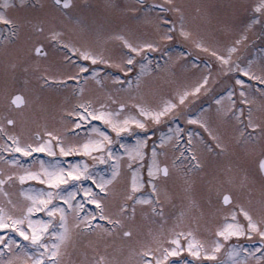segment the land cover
<instances>
[{
    "label": "snow or ice",
    "instance_id": "6c2138e0",
    "mask_svg": "<svg viewBox=\"0 0 264 264\" xmlns=\"http://www.w3.org/2000/svg\"><path fill=\"white\" fill-rule=\"evenodd\" d=\"M102 7L0 0V264H264V56L241 60L264 0L228 6L224 53L178 0ZM193 49L218 70L169 89Z\"/></svg>",
    "mask_w": 264,
    "mask_h": 264
},
{
    "label": "rangeland",
    "instance_id": "374dc122",
    "mask_svg": "<svg viewBox=\"0 0 264 264\" xmlns=\"http://www.w3.org/2000/svg\"><path fill=\"white\" fill-rule=\"evenodd\" d=\"M50 3L51 0H48ZM106 2V0H87V3H89L94 9L101 10L96 11L97 17L103 23L104 19V10L103 5ZM179 3L183 4L187 11V20L188 25L191 27V29L194 32L195 36H198L199 38H202L206 43H208L210 46H216L221 53L226 52V49L229 45L232 44L234 39L238 38L236 32H228L225 31L222 25L226 22H232V18L230 15V11L228 6L234 3H247L248 0H178ZM202 5L209 6V12L211 14V18L208 16H205L201 13L197 12V9L200 8ZM163 14V13H162ZM169 15H171L169 13ZM247 22V14H244L240 17V20L238 21L239 24H244ZM108 25H105V28H108ZM262 31L264 29L261 28L259 24L255 25L254 29L249 32L248 42L247 46L243 48V55L241 56V60L245 61L247 59H255L256 62H259L260 58L264 56V35H262ZM111 44V46H110ZM107 47L109 50L113 53V55H119L121 53L120 44L118 41H108ZM184 47H191V45L186 43H181L178 39L176 42V48L177 49H183ZM198 57V59H197ZM188 59L195 61V63L198 65V67H193L190 64L186 66V69L183 71V73L178 77V80L176 83L169 86V89H175V88H181V87H191L197 79L209 70L213 72V74L216 73L218 70V62L216 61L215 57H213L210 53L204 52L199 49H193V55L189 57ZM206 65H211V68L207 67ZM111 72L113 75L120 74L124 75L119 72V69L111 68ZM232 75V74H228ZM241 78L243 77V74H239ZM131 74H128V79H131ZM247 79V78H245ZM109 86L111 87V82L109 81ZM231 83L230 80L227 79L226 76H221L217 79L216 84L213 86V93L220 92L223 94V89ZM168 89H166L167 91ZM112 91L116 93V89L112 87ZM117 95H120L121 97L125 96L124 92L116 93ZM208 95H211L208 94ZM149 101L152 103H156L159 101V96H149ZM205 101H208V96H202L199 100L195 101L196 104H203L205 107H207V104ZM211 102V101H208ZM59 121L54 119H49V126H57L59 125ZM93 124H100L102 127V122L99 121H93ZM190 127H195L191 126ZM107 131H111L110 129L105 128ZM161 131H167L166 128L161 127ZM79 132L80 136L85 135V132L83 130H73ZM73 139H76V137H73ZM151 139H155L152 137ZM125 140L128 143H134V138L125 137ZM6 155L11 156V153H8ZM20 155V154H17ZM35 156H39L42 159L45 160H51L52 157L47 156L46 153H40V154H33ZM75 158H79L78 156ZM32 158L30 157H23V160L25 162L30 161ZM60 159L66 160V159H73V157H61ZM0 167H11L10 165H6L4 161L0 160ZM28 184H38V182L35 181H29ZM13 195H15V189L12 190ZM5 198L2 194H0V201H3ZM39 215V214H38ZM2 234V233H0ZM186 255V254H184ZM189 259H191L189 257Z\"/></svg>",
    "mask_w": 264,
    "mask_h": 264
},
{
    "label": "flooded vegetation",
    "instance_id": "af4514ba",
    "mask_svg": "<svg viewBox=\"0 0 264 264\" xmlns=\"http://www.w3.org/2000/svg\"><path fill=\"white\" fill-rule=\"evenodd\" d=\"M97 12L98 11H101V10H98V8L97 9H95ZM110 46H111V44H110ZM101 67H104L107 71H110L111 72V68L109 67V66H106V65H101ZM101 75H104V73H101Z\"/></svg>",
    "mask_w": 264,
    "mask_h": 264
}]
</instances>
